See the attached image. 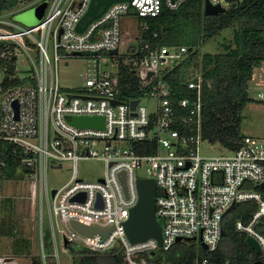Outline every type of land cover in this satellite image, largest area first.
<instances>
[{
	"label": "built area",
	"instance_id": "2783aa9c",
	"mask_svg": "<svg viewBox=\"0 0 264 264\" xmlns=\"http://www.w3.org/2000/svg\"><path fill=\"white\" fill-rule=\"evenodd\" d=\"M91 1L52 0L44 18L33 26L16 23L14 10L0 11V151L3 143H9L22 153V163L30 168L33 182L31 197L39 199L41 207L44 198L47 200L57 264H61L64 250L73 264L69 243L98 252L120 245L127 264H156L137 255L168 250L184 240H199L213 252L223 236L225 215L245 201L254 202L255 209L249 222L238 219L235 225L258 241L264 264V136L243 132L239 146L228 149L229 154L202 155L201 59L192 56L187 45L147 42L137 46L140 28L137 43L120 52L122 39L130 35L123 16L134 11L139 17H156L188 0L114 2L80 31L77 25ZM209 1L227 8L243 0ZM205 4L206 0L204 10ZM114 49H118L116 54L111 53ZM83 53L89 55L83 85L62 89L59 60ZM23 54L33 68L22 76L18 61ZM122 58L132 64L138 79L134 96L122 85ZM10 64L15 70L10 80L20 81L4 86ZM178 66L186 68L181 89L168 79ZM255 78L254 72L251 81ZM144 98L156 103L149 107L143 104ZM259 98L264 100V92ZM72 116H100L103 126L81 127L70 121ZM93 158L102 160L105 169L97 179L85 180L79 175L78 162ZM66 161L73 164L71 178L52 195L47 169L49 165L63 167ZM5 166L0 157V179ZM141 178L156 182L162 246L155 237L131 242L126 233L125 222L139 201ZM3 198L0 181V201ZM74 221L98 231L84 233ZM42 256L46 262L44 247ZM7 258L10 260L5 262ZM208 263V258L202 260V264ZM0 264L20 262L14 254H0Z\"/></svg>",
	"mask_w": 264,
	"mask_h": 264
},
{
	"label": "trees",
	"instance_id": "16d2710c",
	"mask_svg": "<svg viewBox=\"0 0 264 264\" xmlns=\"http://www.w3.org/2000/svg\"><path fill=\"white\" fill-rule=\"evenodd\" d=\"M36 0H0V11H10ZM204 0H188L178 9L163 11L156 17H140L143 25L137 46L144 43L187 45L192 48L191 55L201 59L203 79V121L202 134L211 143H220L227 149L239 146L244 133L241 129L243 111L250 102L260 101L250 95L249 83L254 70L264 62V0H243L233 4L226 13L206 14ZM233 27L232 38L223 44L221 52H200L203 43L218 35L223 29ZM157 33L155 37L154 34ZM136 47V46H135ZM132 64L121 62V81L126 93L134 96L138 79L132 72ZM185 67L173 69L168 79L177 89L183 87ZM15 73L13 64L6 71L4 86L20 80H10ZM1 159L6 161L1 176L15 178L19 167L24 174L30 168L22 163V153L9 143H3ZM11 206V203L8 205ZM255 203L245 201L235 205L225 215L222 236L217 250L209 252L191 241L176 242L168 250L155 253H141L137 258H145L156 264H202L208 258V264H262V256L247 242V234L236 228V220L249 222ZM42 232V229H41ZM45 235L49 238L47 247L43 237L44 262L42 252L32 257L31 264H57L54 255L51 229ZM18 236V232H13ZM48 248V249H47ZM73 264H127L120 245L98 252L76 243H69ZM17 253L29 250V240L15 242ZM50 258V263L48 259Z\"/></svg>",
	"mask_w": 264,
	"mask_h": 264
},
{
	"label": "rangeland",
	"instance_id": "374dc122",
	"mask_svg": "<svg viewBox=\"0 0 264 264\" xmlns=\"http://www.w3.org/2000/svg\"><path fill=\"white\" fill-rule=\"evenodd\" d=\"M43 1H48L46 11L52 0H36L32 3L24 4L22 7L14 9L12 15L13 20L24 26H32L27 20L33 19L38 15V5ZM227 9L231 5H226ZM45 11V13H46ZM45 16V14H44ZM43 16V18H44ZM42 18V19H43ZM122 22L130 29V35L122 39L120 45V52H124L129 45L137 43V35L139 28L143 26V20L131 12L129 16H123ZM34 25V24H33ZM233 27L223 29L218 35L209 41L203 43L200 47V52H221L223 51V44L232 38ZM33 57L37 61L35 50L31 51ZM50 55H53L52 50H49ZM88 54L69 55L62 57L58 62V78L59 84L64 90H72L75 87L82 86L84 83L83 72L88 67ZM114 67V66H113ZM33 64L28 57L23 54L19 57L18 69L19 74L24 75L27 70H31ZM256 78L249 83L250 95L260 101L250 102L243 111V120L241 129L244 133L264 136V100L259 98V93L264 92V62L255 70ZM3 78V73L0 72V83ZM156 103L155 99H143V104L152 107ZM52 132V131H51ZM201 154L205 156H215L220 154H229L220 143H211L204 140L200 144ZM72 162L66 161L63 167H52L49 165L47 169V181L49 191L61 188L71 178ZM105 164L99 159L80 160L78 162V171L80 177L85 180H95L103 174ZM22 167L18 169V175L15 178L2 177L0 179L5 198L0 201V254H14L20 264H31L33 255L42 252L43 245L41 239L44 235L45 245L49 243L47 235L50 229V218L48 211L47 200L44 198L43 206L34 201L31 197L32 178L28 173H23ZM141 175H145L143 170H139ZM38 179V178H37ZM11 203V206H8ZM17 231L16 236L13 232ZM24 239L29 240V250L27 252L17 253L14 250L15 242L22 243ZM191 243L196 246H201L199 240H192ZM48 249V248H47ZM64 254L60 255L61 264H71L70 255L64 250ZM50 263V258L48 259Z\"/></svg>",
	"mask_w": 264,
	"mask_h": 264
},
{
	"label": "water",
	"instance_id": "95a60500",
	"mask_svg": "<svg viewBox=\"0 0 264 264\" xmlns=\"http://www.w3.org/2000/svg\"><path fill=\"white\" fill-rule=\"evenodd\" d=\"M118 1H129V0H92L88 11L82 17L81 21L77 25V29L83 31L87 25L94 19L101 16L107 8L114 2ZM231 2H240L241 0H229ZM48 5V1H43L38 5V15L33 18L27 20V22L33 26L38 24L46 11ZM228 9L220 4H212L209 0H206L205 4V13L206 14H219L226 13ZM84 21V24L82 22ZM118 49H114L111 53L116 54ZM138 99L132 102L133 108H135L138 103ZM116 103V101H114ZM70 121L78 126H103V117L100 116H72ZM264 186V183L262 184ZM138 189H139V201L138 203L131 209L130 217L125 222V228L127 236L129 237L131 242H139L150 237H155L159 241V245L162 246V225L156 216V193L157 186L156 182L153 178H141L138 181ZM56 189L52 190V195H54ZM73 225L79 229L80 231L93 234L98 231L95 227H90L84 225L82 223L73 222ZM106 234V231H102ZM222 234H225V230L222 231ZM179 241L181 238L178 239ZM248 244L256 250L258 253L260 252V246L258 241L251 235L247 236ZM204 249H207V245L201 244ZM10 258H7L5 262L9 261Z\"/></svg>",
	"mask_w": 264,
	"mask_h": 264
},
{
	"label": "crops",
	"instance_id": "0c3cea01",
	"mask_svg": "<svg viewBox=\"0 0 264 264\" xmlns=\"http://www.w3.org/2000/svg\"><path fill=\"white\" fill-rule=\"evenodd\" d=\"M39 203V202H38ZM40 204V203H39Z\"/></svg>",
	"mask_w": 264,
	"mask_h": 264
}]
</instances>
